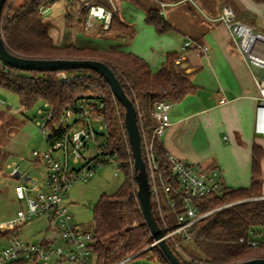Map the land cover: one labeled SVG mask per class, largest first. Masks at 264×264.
I'll return each mask as SVG.
<instances>
[{"label": "trees", "instance_id": "1", "mask_svg": "<svg viewBox=\"0 0 264 264\" xmlns=\"http://www.w3.org/2000/svg\"><path fill=\"white\" fill-rule=\"evenodd\" d=\"M61 0H6L2 13V33L5 44L13 53L26 58H67L94 59L107 64L120 80L125 92L137 109L138 125L141 133L143 158L147 166L145 144H151L160 165L158 181L172 186L170 197L177 202L170 207L164 189L160 195L164 202L161 217L154 194H151L155 217L166 234L173 230L176 216L182 211L181 195L177 194L178 182L171 175V161L168 153L155 135L157 122L153 117L158 102L175 104L189 93L195 91L187 68L178 62V53H168L160 70L153 73L149 64L142 58L118 51L114 48L97 50L89 47L56 45L49 34V28L43 21V9ZM135 2L141 0H132ZM156 4L146 12L145 21L154 27L158 34H166L172 27L160 15L161 3H173L179 0H155ZM264 4V0H253ZM85 2L113 10L111 0H72L78 5V11L86 12ZM102 28V26H101ZM103 34L115 38L132 36L134 29L125 23L117 11L111 24ZM7 73L0 68V88L18 96L25 109L37 104L47 103L58 119L62 112L79 99L94 98L105 103L107 123V151L118 155V161L125 177L124 183L111 194H102L93 209V232L96 243L93 245L97 264H116L129 258L127 264L139 259H147L156 264H170L159 246L154 245L152 233L146 224L137 197L134 160L125 125V110L115 98L110 86L95 71L68 70L75 79L60 83L56 72L20 71L8 66ZM263 149L253 147L252 185L245 189L224 187L220 194L203 199L199 208L209 212L206 217L195 223L191 229V241H182L194 245L205 264H235L241 261L264 258V245L254 248L240 240H248L256 233H263L264 199L262 196ZM169 178V180H167ZM150 187H152L149 177ZM223 207L226 204L252 199ZM21 228L7 231L2 237L20 236ZM55 232L49 230L40 242L43 245L56 244ZM169 245L184 264H194L195 258L183 255L171 240ZM185 252V251H184ZM186 253V252H185ZM187 254V253H186ZM188 255V254H187ZM189 256V255H188ZM16 264H28L19 262Z\"/></svg>", "mask_w": 264, "mask_h": 264}, {"label": "built area", "instance_id": "2", "mask_svg": "<svg viewBox=\"0 0 264 264\" xmlns=\"http://www.w3.org/2000/svg\"><path fill=\"white\" fill-rule=\"evenodd\" d=\"M72 1V0H70ZM112 6L113 2L111 0ZM166 3H161L160 15L164 16ZM86 25L93 26V21L102 23V28L107 30L111 24L115 8L108 10L103 6L91 5L85 2ZM46 8L43 9L45 13ZM220 20L226 26L239 54L251 70L257 90L258 105L255 109V133L264 136V34L255 31L249 25L238 20L232 6L224 5L221 10ZM196 46L208 53L209 48L196 41L188 40L185 47ZM260 68L256 73L255 68ZM0 68L10 73L11 70L0 61ZM56 75L60 83H68L75 77L67 71H58ZM44 109H39L43 121L37 122V127L43 137L45 150L32 151L33 162L41 163L45 174L37 176L27 171H22L16 162L9 163L10 177L13 179L14 194L18 201L24 203L16 216L10 220L0 222V235L17 228H22L34 218H46L54 229L55 235L62 244L43 245L22 239L20 236L0 238V264H49L55 260L57 264L69 262L79 264H97V257L93 250L96 243L94 232L82 230L74 221L70 211L69 192L77 182L88 183L99 170L111 167L114 177L122 173L117 154L107 151V123L105 120V103L94 98H83L69 105L59 116L54 119L53 112L47 103L41 104ZM172 104L158 102L153 113L157 122L155 135L160 136L171 124L170 111ZM91 143L93 146H91ZM146 161L148 175L151 178V194H154L161 217L164 218V202L159 189L164 193L172 208L177 206L174 198L170 197L171 187L161 179L158 181L160 165L156 159L152 145L146 143ZM169 155V154H168ZM171 175L178 182L177 194L181 195L182 211L176 216L173 230H168L166 239L171 240L177 250L188 256L181 248V241H191V229L195 223L206 217L209 212H201L200 202L214 194H220L225 187L221 172L218 168L204 170L170 156ZM169 180V178H167ZM252 199L235 201L224 206L227 207ZM262 199V198H259ZM251 247L258 248L264 245V232L256 233L248 240L241 239ZM94 257L95 263H92ZM192 259V258H191ZM91 260V261H90ZM125 258L116 264H127ZM194 264H205L194 260Z\"/></svg>", "mask_w": 264, "mask_h": 264}, {"label": "crops", "instance_id": "3", "mask_svg": "<svg viewBox=\"0 0 264 264\" xmlns=\"http://www.w3.org/2000/svg\"><path fill=\"white\" fill-rule=\"evenodd\" d=\"M114 1L115 11L134 29L132 36L124 39L106 36L102 23H95L96 20L92 27H87L86 12L80 13L78 5L71 4L78 20L73 22V14L60 1L53 5L46 19L55 44L132 53L144 59L153 73L160 70L168 53H178V62L190 71L196 89L172 104L171 124L159 136L160 143L172 157L206 171L218 168L226 188H250L253 147L264 151V136L254 129L258 90L220 16L223 5L229 3L238 20L264 34V4L253 0L166 3L163 17L172 29L160 35L145 21L146 12L156 4L155 0H142L147 7H139L132 0ZM188 40L207 46L208 53L196 46L185 47ZM261 166L260 198L264 199V156ZM35 167L39 171L35 175L45 174L41 163H35Z\"/></svg>", "mask_w": 264, "mask_h": 264}, {"label": "rangeland", "instance_id": "4", "mask_svg": "<svg viewBox=\"0 0 264 264\" xmlns=\"http://www.w3.org/2000/svg\"><path fill=\"white\" fill-rule=\"evenodd\" d=\"M61 1L64 3L61 4L65 10H68L67 12L71 16L73 14L71 20L77 22L78 20L74 16L75 13L70 9L72 6L71 1ZM193 1L197 2V0ZM208 1L212 2V0ZM112 2L115 1L112 0ZM135 3L139 7H147L146 2L142 0ZM53 5L46 7V11L43 13V21L48 28H50V25L46 19L50 15ZM39 109H44L41 104H37L30 109L23 108L17 95L0 88V222L14 218L20 208L24 207V203L18 201L15 197V183L10 177V170L7 165L16 162L22 171L39 174L32 157V151L43 152L45 150L43 137L37 127V122H42L44 119L43 115L39 114ZM91 146H93L92 143ZM124 181L123 173L119 177H114L112 168L105 167L99 170L88 183L77 182L74 184L69 192L67 203L70 204V211L75 223L82 230L93 232V209L100 196L105 193H113ZM49 230L52 232L54 229L49 225L46 218H34L21 228L20 237L30 242L39 243ZM260 231H264V228H260ZM59 243L62 244L61 241ZM181 248L190 256L189 258L200 259L201 254L194 245L183 242ZM91 259L92 263H95L94 257H91ZM49 264L57 263L52 260ZM65 264L79 263L67 262ZM134 264L156 263L147 259H139Z\"/></svg>", "mask_w": 264, "mask_h": 264}, {"label": "water", "instance_id": "5", "mask_svg": "<svg viewBox=\"0 0 264 264\" xmlns=\"http://www.w3.org/2000/svg\"><path fill=\"white\" fill-rule=\"evenodd\" d=\"M6 0H0V61L20 71L58 72L68 70H92L98 73L110 86L115 98L125 110V125L134 160L135 180L137 183V197L146 224L148 225L154 245L159 246L170 264H184L169 245L166 234L161 229L152 205L151 187L146 163L143 158L141 133L137 119V109L134 102L125 92L115 72L104 62L94 59H67V58H26L19 56L7 47L2 33V13ZM255 71L260 73V68ZM187 73L190 71L187 70ZM235 264H264V258H253Z\"/></svg>", "mask_w": 264, "mask_h": 264}]
</instances>
